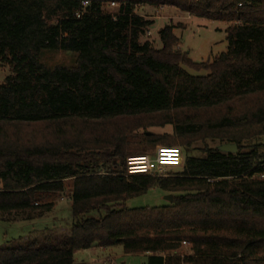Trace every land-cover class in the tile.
<instances>
[{
    "label": "trees",
    "instance_id": "1",
    "mask_svg": "<svg viewBox=\"0 0 264 264\" xmlns=\"http://www.w3.org/2000/svg\"><path fill=\"white\" fill-rule=\"evenodd\" d=\"M113 2L118 14L104 11ZM142 5L229 23L227 51L195 62L173 24L160 29L161 48L142 43L155 24L135 12ZM44 50L73 52L75 65L49 67ZM4 65L0 219H40L67 194L72 225L0 246V264H75L93 246L148 253L146 264H264V0H0ZM168 124L172 134H145L135 152L177 146L180 170L126 176L133 131ZM207 139L238 152L191 154ZM154 187L173 201L128 206Z\"/></svg>",
    "mask_w": 264,
    "mask_h": 264
},
{
    "label": "rangeland",
    "instance_id": "2",
    "mask_svg": "<svg viewBox=\"0 0 264 264\" xmlns=\"http://www.w3.org/2000/svg\"><path fill=\"white\" fill-rule=\"evenodd\" d=\"M104 11L112 14L119 13V6H113L111 3L104 6ZM135 12L138 15H142L147 19L155 21L153 27L147 29V31L141 36L140 41L143 43L149 41L154 47L161 48L162 41L160 39L159 31L166 24L177 25L175 33L180 38V46L183 51L189 54V57L195 62H203L213 60L216 56L228 49L227 40V28L230 25L227 22L219 20H211L204 17L193 16L183 11H180L173 7L165 6H150L142 5L137 6ZM41 62L49 67H55L57 65L73 66L76 62V55L73 52L63 50H44L41 56ZM188 72L194 75H205V71H195L189 67H185ZM11 73L10 68L7 65L0 67V83ZM35 134L41 133L45 130L44 127H35ZM47 133L49 131L46 130ZM173 133V126H152L147 128H139L133 131V135L129 138L131 144L129 151L126 156V162L128 157L151 154L153 155L159 147H177V146H166L163 144H157L153 150L149 152H135L142 148V142L144 135H159L167 136ZM35 136V135H34ZM37 142H42L40 135L36 136ZM53 140V136L49 137ZM264 142V137L259 139ZM219 141L207 139L205 141L196 142L193 147L191 154L194 156H201L205 147H217ZM178 148V147H177ZM180 167H174L167 170L166 176L169 177L174 173L178 172ZM158 177V176H156ZM171 194L165 192L159 187L152 188L148 193L130 199L127 204L129 207H154L166 205L170 201L166 197ZM50 201L54 202V207L51 211L45 213V216L33 221L27 220H16L9 221L0 219V246L9 245L14 240L26 239H38L40 242H44L46 236L54 237L60 233H70L72 225V210H71V199L69 195H57L54 196ZM98 211L93 212L89 216L99 217ZM22 241V242H23ZM99 251V250H98ZM88 252L86 250H77L75 252V264H86L95 260L98 257H109L116 255H126L123 252L122 246L109 247L106 251L99 252ZM182 255L192 253L191 244L187 242V245H183L181 249ZM128 260V264H144V257H123L117 258L116 263L121 264ZM95 262V261H92ZM97 264V263H92ZM101 264V263H100Z\"/></svg>",
    "mask_w": 264,
    "mask_h": 264
},
{
    "label": "built area",
    "instance_id": "3",
    "mask_svg": "<svg viewBox=\"0 0 264 264\" xmlns=\"http://www.w3.org/2000/svg\"><path fill=\"white\" fill-rule=\"evenodd\" d=\"M88 2H84L87 5ZM113 6L116 3H111ZM184 157L180 148L159 147L153 155L144 154L127 158L126 176L149 175L165 177L166 172L174 167H180L183 164ZM187 245V241H183Z\"/></svg>",
    "mask_w": 264,
    "mask_h": 264
},
{
    "label": "crops",
    "instance_id": "4",
    "mask_svg": "<svg viewBox=\"0 0 264 264\" xmlns=\"http://www.w3.org/2000/svg\"><path fill=\"white\" fill-rule=\"evenodd\" d=\"M108 248L109 247L106 248V247H100V246H93V247H91L89 249H83V250H86L88 252L90 251V252H94L95 253V252H99V251H106ZM133 256H135V257H137V256L144 257L146 259L145 262H144V264H146L147 258L149 256V254L148 253H146V254H126L125 256L124 255H121V254L116 255V256H112V254H111L109 257L108 256L107 257H98L95 260H92V261H95V262H92L91 261V262L86 263V264H92V263H97V264H100V263L101 264H118V263H116V259L117 258L133 257ZM121 264H128V260L122 262Z\"/></svg>",
    "mask_w": 264,
    "mask_h": 264
},
{
    "label": "water",
    "instance_id": "5",
    "mask_svg": "<svg viewBox=\"0 0 264 264\" xmlns=\"http://www.w3.org/2000/svg\"><path fill=\"white\" fill-rule=\"evenodd\" d=\"M218 150L228 153L238 152V145L236 143H222L217 146ZM166 199L170 202L173 201V194H169Z\"/></svg>",
    "mask_w": 264,
    "mask_h": 264
}]
</instances>
